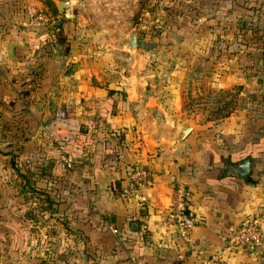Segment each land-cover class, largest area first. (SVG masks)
Instances as JSON below:
<instances>
[{"label": "crops", "instance_id": "1", "mask_svg": "<svg viewBox=\"0 0 264 264\" xmlns=\"http://www.w3.org/2000/svg\"><path fill=\"white\" fill-rule=\"evenodd\" d=\"M44 2L0 0V187L13 191L0 202V264H205L249 221L264 233V154L250 158V184L235 167L251 141H214L194 128L183 139L180 124L156 136L163 90L101 74L109 71L101 53L75 60L68 23L53 28L61 17ZM43 10L50 22L38 25ZM60 109L84 122L65 151L42 130ZM138 171L149 173L147 185L130 181ZM181 188L197 223L194 251L177 231ZM45 197L49 211L36 209ZM224 255L225 264H264V245Z\"/></svg>", "mask_w": 264, "mask_h": 264}, {"label": "rangeland", "instance_id": "2", "mask_svg": "<svg viewBox=\"0 0 264 264\" xmlns=\"http://www.w3.org/2000/svg\"><path fill=\"white\" fill-rule=\"evenodd\" d=\"M44 4L55 16L72 18L67 28L75 60L88 62L101 53L109 68H101V74L120 73L127 81L133 79L134 86L141 78L148 88L163 90V109L152 113L157 123L150 129L156 136H173L177 124L214 135V141L223 134L239 141H257L263 135L264 0ZM40 14L49 15L46 10ZM215 21L222 23L220 30L211 26ZM131 36L137 39L136 50L128 47ZM165 88H174L175 94L167 96ZM79 117L83 127V115Z\"/></svg>", "mask_w": 264, "mask_h": 264}, {"label": "built area", "instance_id": "3", "mask_svg": "<svg viewBox=\"0 0 264 264\" xmlns=\"http://www.w3.org/2000/svg\"><path fill=\"white\" fill-rule=\"evenodd\" d=\"M36 24H48L49 17L39 14L35 19ZM81 129V121L78 115L71 114L67 109H60L54 119L43 126L42 130L47 140L59 146L66 144L73 139ZM130 181L137 185H147L149 182V173L147 171H138L130 176ZM189 195L181 188L179 189V204L175 211L177 220V231L182 242L193 251L196 250L195 240L193 238V231L197 225L195 219L187 216L186 202ZM143 232L146 231V226L141 228ZM115 235L119 231H113ZM264 245V233L261 225L251 220L242 227L235 230L228 238L224 246L222 254H216L208 258L205 264H225L224 254L233 255L241 253H256ZM167 248V246H161Z\"/></svg>", "mask_w": 264, "mask_h": 264}, {"label": "trees", "instance_id": "4", "mask_svg": "<svg viewBox=\"0 0 264 264\" xmlns=\"http://www.w3.org/2000/svg\"><path fill=\"white\" fill-rule=\"evenodd\" d=\"M48 5H50L51 7H54L52 3H47ZM55 15V13H53ZM211 26L213 27H216V29L220 30L221 27H222V23L221 22H211ZM82 128V127H81ZM82 129H80V131L76 134L75 138L78 137V135L80 134ZM75 138L69 140L68 142H66V144L64 145H61V146H57V145H53L55 147H57L58 149H60L61 151H65L67 146H69V144H72L75 140ZM225 139V137H223ZM242 142H240L237 146H242ZM66 153V152H64ZM245 153V154H244ZM264 154V133L263 135L260 136V138L257 140V141H251L250 143H248L247 145H245L244 149H243V157H242V160L241 162L245 161L247 158H252V159H257L260 155ZM42 193H38V192H31V196L34 197V196H37V195H41ZM13 195V191H12V188L11 186L7 185V184H3L1 187H0V202L1 201H4V199H7V198H10L11 196ZM44 196V195H43ZM47 197L45 198H42V201H44V203H40L38 204L39 207H37L36 209L40 208V207H43V209H45L44 211H49V209H46V208H50L51 204L49 199H46ZM41 201V202H42ZM45 202H47L48 206H46ZM51 204V205H50ZM45 205V206H44ZM36 209H33V210H36ZM4 214H6V211H4V209H1L0 208V218L1 216H3ZM20 229L22 230H26L25 227H21L20 226ZM1 236H0V240H1ZM1 245H0V251H1Z\"/></svg>", "mask_w": 264, "mask_h": 264}, {"label": "water", "instance_id": "5", "mask_svg": "<svg viewBox=\"0 0 264 264\" xmlns=\"http://www.w3.org/2000/svg\"><path fill=\"white\" fill-rule=\"evenodd\" d=\"M72 20L70 16H64L59 18L54 24L53 28L63 25L65 23H69ZM128 47L132 50H136L137 48V39L135 36H131L130 40L128 41ZM193 127L191 126H184L180 130V134L182 135L183 139L188 137V135L192 132ZM235 175L241 179H245L247 183H254L251 177V161L250 158H247L245 161L241 162L239 166L235 167Z\"/></svg>", "mask_w": 264, "mask_h": 264}]
</instances>
